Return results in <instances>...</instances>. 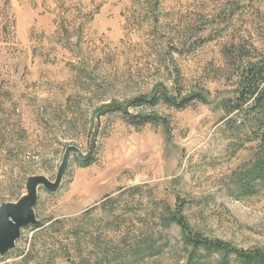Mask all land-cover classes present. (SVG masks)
<instances>
[{
  "label": "rangeland",
  "instance_id": "obj_1",
  "mask_svg": "<svg viewBox=\"0 0 264 264\" xmlns=\"http://www.w3.org/2000/svg\"><path fill=\"white\" fill-rule=\"evenodd\" d=\"M263 56L264 0H0V203L53 181L68 146L91 150L37 188L45 224L0 264H238L191 239L264 248L258 140L225 108ZM136 97L149 122L101 114Z\"/></svg>",
  "mask_w": 264,
  "mask_h": 264
},
{
  "label": "trees",
  "instance_id": "obj_2",
  "mask_svg": "<svg viewBox=\"0 0 264 264\" xmlns=\"http://www.w3.org/2000/svg\"><path fill=\"white\" fill-rule=\"evenodd\" d=\"M193 98H201L200 93H194L188 97H184L182 103H179L178 106H184ZM149 100L151 102L153 101V99H147L146 97H136L129 101L128 104L113 103L111 105L102 106L100 110L101 114L107 112H121L127 122L133 125L144 124L150 121V117L139 116V120H136L138 116L130 114L128 106H141ZM231 102L232 105H230V107L225 106L227 114L237 111L240 115L243 114V116L247 117V119H241L240 122L244 123V120H246L247 123L250 124L251 132L255 134L258 140L257 150H259L258 154L260 156L256 158L250 175H253V179L260 178L264 181V56L257 61L247 64L239 78L238 85L235 89V96L231 99ZM158 120L160 121L161 119L158 118ZM227 120L234 121L235 119L230 117ZM89 161L90 159L83 162L87 163ZM44 224L43 221H39L37 224L30 225L27 228H41ZM191 240L196 247L201 246L207 252L221 251L232 254L238 264H264V248L240 249L216 239L208 240L194 238ZM65 259L69 264H82L81 261L76 262L75 259L69 256V253H66ZM83 264H96V261L92 263L86 261V263Z\"/></svg>",
  "mask_w": 264,
  "mask_h": 264
},
{
  "label": "water",
  "instance_id": "obj_3",
  "mask_svg": "<svg viewBox=\"0 0 264 264\" xmlns=\"http://www.w3.org/2000/svg\"><path fill=\"white\" fill-rule=\"evenodd\" d=\"M71 153L85 160L90 156L91 150L83 155L76 146H68L62 155L53 181L41 174L31 175L26 180L24 196L15 202L0 203V255H4L15 247V242L23 228L39 222L34 212L37 188L43 186L49 191H55L59 187Z\"/></svg>",
  "mask_w": 264,
  "mask_h": 264
}]
</instances>
